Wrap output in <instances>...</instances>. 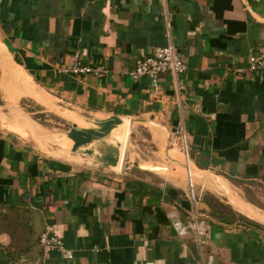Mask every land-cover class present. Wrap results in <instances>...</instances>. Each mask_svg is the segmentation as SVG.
Here are the masks:
<instances>
[{
    "label": "crops",
    "instance_id": "crops-1",
    "mask_svg": "<svg viewBox=\"0 0 264 264\" xmlns=\"http://www.w3.org/2000/svg\"><path fill=\"white\" fill-rule=\"evenodd\" d=\"M169 42L185 65L182 74H159L157 93L145 78L128 79L135 59ZM260 46L264 0H0V90L9 105L24 99L31 113L49 114L66 130L59 111L140 118L157 141L182 130L193 183L226 197L236 212L218 208L223 216L213 217L205 198L183 205V160L172 150L169 166L140 164L153 172L85 166L63 148L50 150L69 145L63 136L8 107V130L0 126V264H34L39 223L51 226L71 254L67 260L51 253L45 264H264V211L230 196L221 178L264 187V73H232ZM73 52L108 75L55 74ZM190 213L211 227L200 249L170 225Z\"/></svg>",
    "mask_w": 264,
    "mask_h": 264
},
{
    "label": "built area",
    "instance_id": "built-area-1",
    "mask_svg": "<svg viewBox=\"0 0 264 264\" xmlns=\"http://www.w3.org/2000/svg\"><path fill=\"white\" fill-rule=\"evenodd\" d=\"M169 23L164 22V37L170 40ZM244 68H236L232 70L235 75H245L248 79H253L264 73V46H260L246 57ZM185 71V65L182 63L175 48L169 42L163 47L154 48V50L143 57L135 59L133 68L127 73L130 81L135 82L141 78H145L152 93L156 92V78L159 74L170 73L179 75ZM55 74L69 76L76 79H81L84 76H91L97 80H102L108 75V70L104 66L91 65L84 63L83 56L80 52H73L65 57L60 63L54 66ZM155 92H154V91ZM157 93V92H156ZM187 136L180 130L171 135L169 145L177 146L178 151L186 164L190 161V156L187 148ZM189 176V173H187ZM190 178V176H189ZM186 199L193 206L199 199H196L193 194L192 185L187 186ZM170 225L175 234L179 237L192 235L195 246L200 249L206 240L210 237L211 227L206 222V218L195 213H190L189 219L186 222L180 219L172 218ZM37 244L40 251L39 264H45L49 255L54 252L61 253L65 259L70 260L71 254L63 247L62 241L49 225H43L41 232L37 236Z\"/></svg>",
    "mask_w": 264,
    "mask_h": 264
},
{
    "label": "rangeland",
    "instance_id": "rangeland-1",
    "mask_svg": "<svg viewBox=\"0 0 264 264\" xmlns=\"http://www.w3.org/2000/svg\"><path fill=\"white\" fill-rule=\"evenodd\" d=\"M0 74H1V70H0ZM1 77H2V74L0 75V81L2 79ZM23 100L24 99H20V98H17L16 100L14 99L12 104L9 105L4 98L3 92L0 90V115L3 116V119L2 120L0 119V126H4V128L7 129L8 122L9 121L11 122V117L8 114L9 112L8 107L10 108L15 107V109H18L28 119H30L34 124H36L40 129L47 131V133L49 134L57 135V134H61V132L66 131L67 126L66 125L64 126V124L62 125V127L55 126L54 123L55 122L58 123V119L51 117L49 114L44 115V114L31 113L34 111L31 105L28 104L29 107L24 106L23 103H25V101ZM45 117H48L49 119H51V122L47 123V122L42 121L43 119H46ZM132 120H140V121H136L130 127L129 134L127 136L128 137L127 145L125 149V158H124L125 164L123 165L122 168H128V170H136L137 168H135L132 164L133 163L141 164L142 162L147 163V164H153V165L158 164V165H161L162 167L169 166L171 164V162L169 161L170 154L168 153L170 150H172L173 155L178 157L179 160H183L178 151L177 146L172 147L169 145L170 138H171L170 132L167 131L168 134L166 133L164 134V139H161L162 141L161 140L157 141L152 137L150 129H148L147 127V122H142V119L140 118H136ZM25 139H29V138L26 137ZM49 148L50 150L51 149L60 150V147L55 146L54 144L49 146ZM188 152H189L190 159H192L190 150H188ZM180 165H182V169L178 170L179 177H180V180L178 181H181V180L184 181L183 179L184 163L180 162ZM130 167L131 169H129ZM211 173L213 175L219 176L216 173H213V172ZM159 178H162V176ZM221 178L226 181L228 188H229L230 196L235 197L261 211H264V187L263 186L256 184V183H252V182L244 183L240 181L229 180L223 177ZM160 180L163 181L162 179ZM170 180L173 181V179H170ZM173 182H176V181H173ZM162 183L165 184L164 181ZM177 186H184L185 190L187 191V186L185 182ZM192 189H193L194 197L196 199L205 198L206 202L209 203L210 206L213 207V209L232 210V208L227 202L226 197L217 196L215 194H212L211 192L200 188V185L193 184Z\"/></svg>",
    "mask_w": 264,
    "mask_h": 264
},
{
    "label": "water",
    "instance_id": "water-1",
    "mask_svg": "<svg viewBox=\"0 0 264 264\" xmlns=\"http://www.w3.org/2000/svg\"><path fill=\"white\" fill-rule=\"evenodd\" d=\"M63 112L66 111H60L58 115L68 122L69 127L66 131L57 135L63 136L65 140L69 141V145L66 143L65 147L62 145L56 146L65 149L63 152L68 153V155L77 157L78 162L85 166L102 168L119 174L125 164V149L128 131L131 127L130 123L140 120L119 118L117 116L102 120L84 119L73 117L68 112L64 115ZM132 165L142 170L137 163ZM39 225L41 228L40 233L42 224L39 223ZM39 261L40 255H37L34 264H39Z\"/></svg>",
    "mask_w": 264,
    "mask_h": 264
},
{
    "label": "bare ground",
    "instance_id": "bare-ground-1",
    "mask_svg": "<svg viewBox=\"0 0 264 264\" xmlns=\"http://www.w3.org/2000/svg\"><path fill=\"white\" fill-rule=\"evenodd\" d=\"M15 77V76H14ZM37 93L38 94H46V93H44V91H42V90H40V89H37ZM46 95H48V94H46ZM49 96V95H48ZM50 98V97H49ZM29 99V98H28ZM32 101H34V100H32ZM36 104H39L40 106H42V107H45V108H47V109H51V110H53L54 109V107L51 105V104H44V103H40V102H37V101H34ZM60 112V111H59ZM63 114L64 115H66V114H68L67 112H63ZM28 119V118H27ZM29 121H31L30 119H28ZM51 136H60V135H55V134H50ZM185 162V161H184ZM138 165V164H137ZM185 165H186V171H184V175H185V178H186V186H188L189 187V182H190V185H193V184H195V183H193V172H192V169L193 168H191V166H193L190 162L188 163V164H186L185 163ZM138 167L139 168H141L142 170H145V171H148V172H153L152 170H148V168L147 167H145V166H142V165H138ZM187 173H189V176H190V178H189V176H188V174Z\"/></svg>",
    "mask_w": 264,
    "mask_h": 264
},
{
    "label": "trees",
    "instance_id": "trees-1",
    "mask_svg": "<svg viewBox=\"0 0 264 264\" xmlns=\"http://www.w3.org/2000/svg\"><path fill=\"white\" fill-rule=\"evenodd\" d=\"M182 203H183V205L185 204L186 206H187V204H188L187 201H185V203L182 201ZM207 205H208L209 207H211L209 203H208ZM211 210H212V215H213V217H215V216H219V218H221V217L223 216V214H222L221 212H219V211L213 209V207H212Z\"/></svg>",
    "mask_w": 264,
    "mask_h": 264
}]
</instances>
